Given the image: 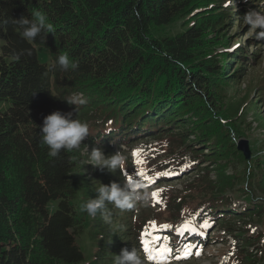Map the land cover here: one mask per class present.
I'll use <instances>...</instances> for the list:
<instances>
[{"label": "trees", "instance_id": "1", "mask_svg": "<svg viewBox=\"0 0 264 264\" xmlns=\"http://www.w3.org/2000/svg\"><path fill=\"white\" fill-rule=\"evenodd\" d=\"M236 3L224 7L220 0H0V37L4 39L0 56V264L85 261L78 237L85 232L86 217L76 201L75 177L85 147L61 151L57 157L48 155L40 130L44 118L54 111L71 112L74 119L86 122L89 136L82 143L101 148L105 155L123 152L122 144L147 132L154 137L177 135L185 147L195 140L201 146L190 148L193 158L227 160L220 164L222 170L233 156H245L232 144L238 127L219 111L221 91L246 68L229 74L242 48L228 49L226 31L233 28L236 14L241 22L242 15L256 6L264 12V0ZM34 10L46 14L54 33L45 40L26 41L11 18H31ZM178 19L183 20V28L177 33H156ZM223 26L229 28L210 41L209 32L220 33ZM249 40H257L254 33ZM38 45L48 49L50 62L40 61ZM64 53L77 63L76 69L63 72L52 67ZM241 57L248 66L252 64L247 55ZM76 94H82L87 103L69 104L67 100ZM151 120L160 122L159 126L144 125ZM190 135H194L192 140ZM206 144L210 147L204 155ZM253 162L245 170L250 189L260 186L255 178L258 169L264 176V161L254 158ZM207 172L208 167L203 174ZM112 175L101 174L105 181ZM227 184L211 202L228 203L227 191L236 183ZM214 207L211 203L203 211L217 216L220 213ZM257 211L259 206L248 214ZM229 213L221 221L234 217ZM130 229L125 226L113 235L108 233L102 255L89 264H114L122 248L137 243L138 234ZM137 252L143 251L137 247Z\"/></svg>", "mask_w": 264, "mask_h": 264}, {"label": "rangeland", "instance_id": "2", "mask_svg": "<svg viewBox=\"0 0 264 264\" xmlns=\"http://www.w3.org/2000/svg\"><path fill=\"white\" fill-rule=\"evenodd\" d=\"M220 2L224 3V7L238 4L236 0H220ZM257 8V6L254 7L255 10ZM235 17L232 29L223 26L224 31L222 28L220 33L212 30L209 32L208 39L215 40L217 35L219 36L229 28L226 31L230 35L228 49L242 48L241 53L252 59V64L248 66L241 57L242 54L240 53V56L237 54L238 58L229 66L231 68L229 74H234V70L240 67L246 68L242 70L241 76L232 77L231 79L234 80L221 91L222 107L219 108V111L231 118L238 127L239 131L236 133L239 135H234L232 144L245 156L239 155V158L233 156L222 170L220 164L227 160L200 161L197 157L193 158L190 148L201 146L195 144V140L192 146L185 147L181 145L177 135L164 133L163 136L154 137L145 132L132 136L133 140L129 144L121 145L122 153L127 157L126 166L113 174L110 181H105L101 176L104 172L92 165L82 163L87 160V152L84 148L81 152L83 158L79 159L75 168V177L78 182L76 201L80 208L89 198L95 197V190L100 183L104 185L113 181L122 183L125 178L148 189L151 197L147 205L137 204L129 211L121 212L114 209L111 225L104 223L99 216L93 220L84 212L85 232L78 237V243L85 251L86 258L83 264L96 261L102 255L100 251L105 247L104 240L109 237L107 234L113 235L114 232H120L125 226H130L129 231L135 232V236L136 233L138 234L137 243L129 250L131 248L137 250L140 238L143 236L145 237L143 238L144 246L148 243L154 248L166 246L171 249L166 257L156 262L148 260L147 264H264V200L255 199L257 195H264V190L261 188L264 186V176H261V171L258 169L255 178L259 179L260 186L250 189L245 174V170L248 171L251 168L249 162H253L254 158L264 161V41L249 40V36L253 33L242 21H238L237 14ZM182 21L178 19L171 25L156 30V33L173 35L183 28ZM3 42L4 39L0 37V56ZM219 47L221 48L222 45ZM37 52L40 61L50 62L51 55L45 46L38 45ZM148 124L159 126L160 122L154 120L144 122L145 126ZM189 137L192 140L194 135ZM244 143H246L245 146ZM209 147V144L202 147L204 155H207ZM91 149L88 147L89 151ZM213 166L217 168L211 169ZM206 167L208 172L203 174ZM141 171L146 174V177L151 178V183L148 179L140 177L138 173ZM229 182H235L236 187L227 191L231 198L228 199V203L224 204L220 199L211 202L213 195L220 193L221 187L228 185ZM153 193H158V196L154 198ZM211 203L219 210L220 214L217 216L203 211ZM252 203L254 206H251ZM258 206L260 211L252 215L248 214L255 211ZM109 207L111 208V205ZM230 211L229 214L234 217L221 221L222 216L228 215L226 213ZM153 221L157 225L155 230L150 223ZM205 221L207 227L204 226ZM185 223H190L195 229L194 232H202L204 241L201 247L196 246L192 249V243L186 244L180 240L184 232L179 234L178 229ZM164 225L170 227H164ZM145 232L149 235L145 236ZM188 232L193 233V231ZM127 236L131 237L133 234ZM176 247L179 249L182 247L183 252L180 255L176 254ZM185 250L188 253L187 258H177L183 257ZM140 255L142 259L148 256L144 252Z\"/></svg>", "mask_w": 264, "mask_h": 264}, {"label": "clouds", "instance_id": "3", "mask_svg": "<svg viewBox=\"0 0 264 264\" xmlns=\"http://www.w3.org/2000/svg\"><path fill=\"white\" fill-rule=\"evenodd\" d=\"M241 20L254 33L257 40L264 41V12L249 10L242 15ZM11 23L20 29V35L26 41H35L37 37L45 40L47 34L54 33V27L48 22V17L39 10H34L31 18L23 15L19 19L11 18ZM52 67L67 72L76 69L78 65L67 53H64L58 56ZM67 102L76 106L85 105L87 99L82 94H76ZM40 135L41 143L47 146L48 155L51 157L59 156L61 151H79L83 145L87 152V160L82 162L84 165H92L101 172L107 171L112 174L126 166L127 157L121 151L111 155H105L98 147H93L89 151L87 145L82 143L89 136V126L78 118L74 119L71 112L62 113L58 110L47 115L43 120ZM95 193L94 198H89L81 205V211L93 220L99 216L108 225L113 223L114 209L121 212L129 211L137 204L147 205L151 197L148 189L127 178L122 183L115 181L108 185L100 183ZM255 199L264 200V195H257ZM114 264H147V262L146 258L142 259L138 255L135 248L129 250L125 247L121 249L119 255H115Z\"/></svg>", "mask_w": 264, "mask_h": 264}, {"label": "snow or ice", "instance_id": "4", "mask_svg": "<svg viewBox=\"0 0 264 264\" xmlns=\"http://www.w3.org/2000/svg\"><path fill=\"white\" fill-rule=\"evenodd\" d=\"M135 155V153H134ZM139 163V161H138ZM140 175L141 178L144 179H148L149 182L151 183L152 180L151 178L146 177V174L141 171L138 173ZM158 196V193H153V197L156 198ZM151 223V227L153 228V230H155L157 228L156 222H150ZM204 226L207 227V222H204ZM164 227H170L168 225H164ZM195 229L192 227V225L190 223H185L184 225L180 226V228L178 229V233L179 234H183V232L185 231H194ZM145 236L149 235V233L145 232L144 233ZM145 252L148 254V259L149 260H158L160 258L166 257L167 254H169L171 252V249L168 247H159V248H154L152 247L151 244L146 243L145 244ZM187 250H185V255L183 257H177V258H187Z\"/></svg>", "mask_w": 264, "mask_h": 264}, {"label": "bare ground", "instance_id": "5", "mask_svg": "<svg viewBox=\"0 0 264 264\" xmlns=\"http://www.w3.org/2000/svg\"><path fill=\"white\" fill-rule=\"evenodd\" d=\"M202 236H203V234L201 233V234H200V237H202Z\"/></svg>", "mask_w": 264, "mask_h": 264}, {"label": "water", "instance_id": "6", "mask_svg": "<svg viewBox=\"0 0 264 264\" xmlns=\"http://www.w3.org/2000/svg\"><path fill=\"white\" fill-rule=\"evenodd\" d=\"M244 146L246 145V143L243 144Z\"/></svg>", "mask_w": 264, "mask_h": 264}]
</instances>
